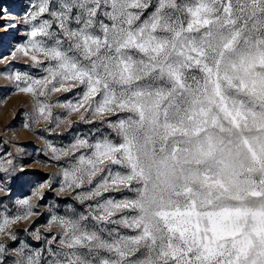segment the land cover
Returning <instances> with one entry per match:
<instances>
[{"label":"snow or ice","instance_id":"6c2138e0","mask_svg":"<svg viewBox=\"0 0 264 264\" xmlns=\"http://www.w3.org/2000/svg\"><path fill=\"white\" fill-rule=\"evenodd\" d=\"M0 14L14 116L56 169L0 139V264H264V0Z\"/></svg>","mask_w":264,"mask_h":264},{"label":"rangeland","instance_id":"374dc122","mask_svg":"<svg viewBox=\"0 0 264 264\" xmlns=\"http://www.w3.org/2000/svg\"><path fill=\"white\" fill-rule=\"evenodd\" d=\"M28 0H0V9L6 8L10 13H12L13 20L19 19L26 9ZM6 22L2 14H0V38L5 37V32L7 31V37H19L23 32L22 24H13V26L7 30L4 29L3 25ZM16 42V41H14ZM8 55V49L3 43H0V56ZM23 64V60L18 62ZM4 69V65L0 63V70ZM10 85L3 78L0 77V139L4 136H13L15 134V140L21 144L22 147L26 148L29 156H25L24 159L28 161L30 167L26 171L36 174L37 178L43 177L47 178L48 173L54 172L55 166L53 164H40L33 163L35 160L43 158V153L37 155L36 149L43 148V141L38 139L37 136L33 135L27 129H24L21 125V119L14 116V112L19 110L23 101L26 99L20 94L10 91ZM57 111H63L58 109ZM71 119L75 120L76 117L72 116ZM5 125H10V129L5 131ZM4 146L0 144V148ZM11 148V145H8ZM34 186V185H33ZM13 189V199L20 195H30V189L27 186H21L19 183H14L12 185ZM63 200L65 197H57L55 191H45L44 203L53 199ZM43 212L44 209L42 208ZM41 223L43 219L41 218ZM26 225H20V227H25Z\"/></svg>","mask_w":264,"mask_h":264},{"label":"bare ground","instance_id":"6f19581e","mask_svg":"<svg viewBox=\"0 0 264 264\" xmlns=\"http://www.w3.org/2000/svg\"><path fill=\"white\" fill-rule=\"evenodd\" d=\"M15 24H17V23H15Z\"/></svg>","mask_w":264,"mask_h":264}]
</instances>
